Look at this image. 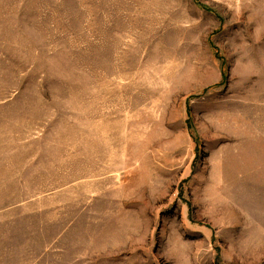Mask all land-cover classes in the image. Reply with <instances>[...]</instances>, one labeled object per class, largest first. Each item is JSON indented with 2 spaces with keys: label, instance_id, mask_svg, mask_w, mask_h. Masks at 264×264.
<instances>
[{
  "label": "rangeland",
  "instance_id": "374dc122",
  "mask_svg": "<svg viewBox=\"0 0 264 264\" xmlns=\"http://www.w3.org/2000/svg\"><path fill=\"white\" fill-rule=\"evenodd\" d=\"M0 264H264V0H0Z\"/></svg>",
  "mask_w": 264,
  "mask_h": 264
}]
</instances>
